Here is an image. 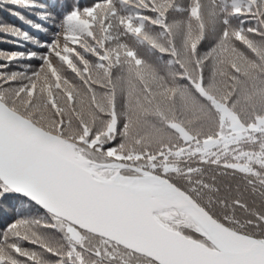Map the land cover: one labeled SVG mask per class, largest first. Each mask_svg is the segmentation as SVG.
I'll use <instances>...</instances> for the list:
<instances>
[{"label":"snow or ice","instance_id":"obj_1","mask_svg":"<svg viewBox=\"0 0 264 264\" xmlns=\"http://www.w3.org/2000/svg\"><path fill=\"white\" fill-rule=\"evenodd\" d=\"M0 7V264H264V0Z\"/></svg>","mask_w":264,"mask_h":264},{"label":"trees","instance_id":"obj_2","mask_svg":"<svg viewBox=\"0 0 264 264\" xmlns=\"http://www.w3.org/2000/svg\"><path fill=\"white\" fill-rule=\"evenodd\" d=\"M83 2L87 3L88 0H83ZM0 23H10V24H16L17 26H22L25 28L27 27L25 25H22L21 22L18 21L15 17L5 12L2 7H0ZM10 47L11 45H8V44H0V48H10Z\"/></svg>","mask_w":264,"mask_h":264}]
</instances>
